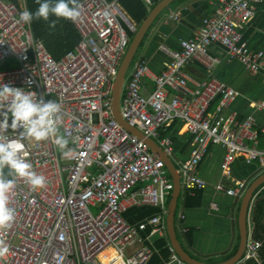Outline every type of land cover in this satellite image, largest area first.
<instances>
[{
  "label": "built area",
  "instance_id": "2783aa9c",
  "mask_svg": "<svg viewBox=\"0 0 264 264\" xmlns=\"http://www.w3.org/2000/svg\"><path fill=\"white\" fill-rule=\"evenodd\" d=\"M263 3L219 0L217 12L205 18L194 37L180 41V50L160 46L171 59L160 75L153 76V92L143 93L150 67L147 60L140 59L122 93L123 117L146 136L160 137L175 121L192 133L194 150L179 169L190 190L208 186L198 168L212 144L226 149L217 186L229 195H242L249 187L247 180L234 177L238 157L264 167V149L246 143H257L256 117L240 121L227 113L241 92L215 77L194 81L193 88L186 73L192 63L216 69L220 60L210 52L214 43L223 45L230 57L240 59L252 72H260L264 51L252 50L242 29ZM78 4L81 14L72 22L81 39L56 59L35 36L32 22L20 21V12L28 10L26 4L0 0V66L11 58L16 61L14 67L0 69V85L35 91L45 102L58 101V134L68 141L61 151L52 138L35 141L21 137L19 130L0 132L23 144L21 152L28 153L25 159L32 165L31 171L46 181L42 188L34 189L27 178L9 175L7 168L0 170V176L15 181L7 194L14 219L6 228L0 227V264H107L101 255L109 249L116 252L111 263L149 264L154 250L147 242L166 233L161 215L137 224L125 216L132 206H161L166 211L174 189L164 159L125 129L113 112L114 82L136 24L119 0H81ZM169 17L180 20L181 12L172 11ZM257 107L264 109V100ZM162 142L171 152V138L165 136ZM149 227L151 231L145 235ZM261 247V242L249 240L245 256L258 258ZM170 251L166 264H188L172 245Z\"/></svg>",
  "mask_w": 264,
  "mask_h": 264
},
{
  "label": "crops",
  "instance_id": "0c3cea01",
  "mask_svg": "<svg viewBox=\"0 0 264 264\" xmlns=\"http://www.w3.org/2000/svg\"><path fill=\"white\" fill-rule=\"evenodd\" d=\"M122 1L119 0V3L128 13ZM135 1L143 5L145 11H147V15L144 19L142 16L141 19L143 20L140 24L133 20L136 24V29L130 30L131 43L137 31L163 0H154L152 4H146L142 0H126V3ZM218 2L219 0H173L169 6L161 10L147 30L137 51L135 63L127 73L123 93L126 90V83L131 77L136 63L140 59L147 60L150 67V75L144 80L143 93L144 95H149L153 92L155 89L153 76L160 75L166 69L171 59L168 54L161 50L160 46L167 44L173 49L180 50V41L182 39L192 38L197 34L203 26L205 18L213 16L217 12ZM24 3L30 11L27 0H19V5ZM178 10L181 12L180 20L169 17L172 11ZM242 31L252 50L264 51V3L259 5L256 17ZM133 34L134 36H132ZM210 52L220 60L215 70H207L199 63H192L187 66L186 73L192 78V87H196L194 81H202L215 77L238 89L241 95L231 104L227 113L235 114L240 121L254 115L256 117L255 128L259 134L257 143L250 140L246 143L249 146H257L258 148L264 149V109L257 107V104L264 100V68L260 72H252L240 59L230 57L227 49L219 43L212 44ZM217 103L218 99L212 104L210 108L211 112L215 111ZM165 136L171 138V152L167 151L166 146L162 142ZM155 140L160 148L174 162L178 172L181 165L190 158L194 150V136L186 130V127L180 121L173 122ZM155 153L159 156L157 152ZM225 154L226 149L223 146L212 144L208 154L201 162L198 168V174L208 182L206 188L196 191L190 190L186 187L185 183L183 184L184 177H180L182 191L178 200L175 220L177 235L184 248L193 257L207 263L224 262L233 257L237 252H235L236 246L238 245L239 247L238 218L244 194L238 196L229 195L217 186L221 181V163ZM233 170L235 179H245L249 182V185L257 176L264 173V167L260 163L254 162L248 164L245 158L241 156L235 161ZM169 175L173 181L170 171ZM173 191L174 189L171 191L166 202V211L161 206L155 207L147 205L132 206L125 213L127 220L132 224L143 222L154 215L162 216L166 226V233L165 235H155L151 238V242H147L154 250L149 264H166L170 259V245H172V242L169 236L167 220ZM215 204L218 205V209L214 208ZM251 220L252 215L250 209V241L253 240V225ZM150 231L151 227L144 234L148 235ZM115 256L116 252L113 249H109L101 255V258H105L104 260L107 264H114L115 262L111 263V260ZM249 259H255L261 262V248L258 258H247L245 256L238 264Z\"/></svg>",
  "mask_w": 264,
  "mask_h": 264
},
{
  "label": "clouds",
  "instance_id": "9594fccd",
  "mask_svg": "<svg viewBox=\"0 0 264 264\" xmlns=\"http://www.w3.org/2000/svg\"><path fill=\"white\" fill-rule=\"evenodd\" d=\"M35 12L24 10L20 21L31 24L36 19L47 21L50 16L76 21L80 16L77 0H37ZM54 23V22H53ZM61 105L56 100L44 101L35 91H25L22 87L0 85V132L19 130L25 139L41 141L52 138L53 143L64 151L68 141L58 134ZM23 144L15 139L0 135V170L9 169V175L27 178L34 189L45 185V177L31 171L32 165L25 159L27 152H21ZM64 154L71 155L70 152ZM14 179L0 176V227L6 228L14 219V209L8 207V192L14 186ZM6 246L3 251H6Z\"/></svg>",
  "mask_w": 264,
  "mask_h": 264
},
{
  "label": "water",
  "instance_id": "95a60500",
  "mask_svg": "<svg viewBox=\"0 0 264 264\" xmlns=\"http://www.w3.org/2000/svg\"><path fill=\"white\" fill-rule=\"evenodd\" d=\"M173 0H163L161 3L157 5V7L153 10L150 16L146 19L141 28L137 31L123 61L119 69V73L114 82V90H113V112L117 120L123 125L125 129H127L130 133L136 135L141 140L148 143L152 150L157 152L160 157H162L166 163L167 168L169 169L171 176L174 181V191L172 193V199L169 205V213H168V231L169 236L172 242L173 247L176 249L177 253L181 256V258L187 262L188 264H238L244 258L248 248V242L250 240V226H249V216L250 209L253 203V199L255 197V193L258 188L264 184V173L257 176L252 183L249 185L247 190L245 191L241 207L239 211V247L236 254L230 259L220 262V263H207L201 261L195 257H193L182 245L180 239L178 238L176 231V211L178 206L179 196L182 191V183L180 178V173L176 169L174 162L169 158V156L160 148L157 141L151 137L146 136L141 130L136 128L133 124L129 123L122 115L121 112V97L125 85V79L129 68L137 54V51L146 35L147 30L149 29L152 22L155 20L157 15L163 10L165 7L169 6V4ZM159 149V151H158ZM161 151V152H160Z\"/></svg>",
  "mask_w": 264,
  "mask_h": 264
},
{
  "label": "trees",
  "instance_id": "16d2710c",
  "mask_svg": "<svg viewBox=\"0 0 264 264\" xmlns=\"http://www.w3.org/2000/svg\"><path fill=\"white\" fill-rule=\"evenodd\" d=\"M9 1L19 4V0ZM80 1L81 0H77L78 3ZM27 2L30 11L35 12L39 6L37 0H27ZM122 2L131 20H135L139 24L142 23V20L147 15V11H145L143 5L137 1L126 3V0H123ZM142 16L143 19H141ZM32 22L36 37L42 38L45 41L47 48L56 59L62 58L68 51L74 49L81 39L76 26L71 20L50 16L47 21L43 19H34ZM132 36H134V34ZM251 215V222L253 225L252 239L253 241L262 242V259L261 262L255 259H249L241 264H264V184L261 185L255 193L251 205ZM237 250L238 245L236 246L235 252Z\"/></svg>",
  "mask_w": 264,
  "mask_h": 264
},
{
  "label": "rangeland",
  "instance_id": "374dc122",
  "mask_svg": "<svg viewBox=\"0 0 264 264\" xmlns=\"http://www.w3.org/2000/svg\"><path fill=\"white\" fill-rule=\"evenodd\" d=\"M134 63H135V58H134V60H133V62H132V64H131V66H130V68H129V71H130L131 68L133 67ZM15 65H16V61H15V59H12V60L9 59V60H7L3 65L0 66V69L11 68V67H14ZM94 212H97V209H96V208H94Z\"/></svg>",
  "mask_w": 264,
  "mask_h": 264
},
{
  "label": "bare ground",
  "instance_id": "6f19581e",
  "mask_svg": "<svg viewBox=\"0 0 264 264\" xmlns=\"http://www.w3.org/2000/svg\"><path fill=\"white\" fill-rule=\"evenodd\" d=\"M105 259V258H104ZM114 264H117V262H115Z\"/></svg>",
  "mask_w": 264,
  "mask_h": 264
}]
</instances>
